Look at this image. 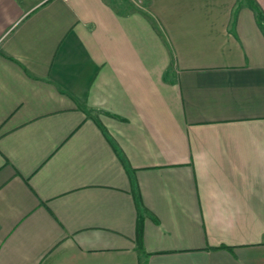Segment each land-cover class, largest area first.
Returning <instances> with one entry per match:
<instances>
[{"label":"crops","instance_id":"1","mask_svg":"<svg viewBox=\"0 0 264 264\" xmlns=\"http://www.w3.org/2000/svg\"><path fill=\"white\" fill-rule=\"evenodd\" d=\"M263 25L264 0H0V264H264Z\"/></svg>","mask_w":264,"mask_h":264},{"label":"trees","instance_id":"2","mask_svg":"<svg viewBox=\"0 0 264 264\" xmlns=\"http://www.w3.org/2000/svg\"><path fill=\"white\" fill-rule=\"evenodd\" d=\"M263 29H264V25H263ZM136 196H137V199L139 200V194L138 193L136 194ZM137 241H138L139 248H141L142 247V220L141 219H139L138 239H137Z\"/></svg>","mask_w":264,"mask_h":264}]
</instances>
